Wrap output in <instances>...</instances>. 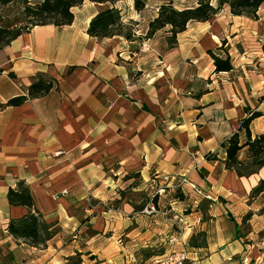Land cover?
<instances>
[{
  "label": "crops",
  "instance_id": "obj_1",
  "mask_svg": "<svg viewBox=\"0 0 264 264\" xmlns=\"http://www.w3.org/2000/svg\"><path fill=\"white\" fill-rule=\"evenodd\" d=\"M122 1L125 19L138 22L132 40L90 36L104 5L85 0L71 24L34 26L0 48V104L26 95L39 74L58 86L0 108V247L22 250V264H68L77 254L82 264H152L172 244L188 251L185 264H264L256 251L264 191L253 192L264 167L238 176L219 148L246 107L264 110V16L224 7V15L189 22L170 45L168 28L144 38L157 8L146 14L147 3L132 17ZM210 50L228 52L233 69L215 72ZM251 130L264 133V115ZM214 151L219 160H207ZM164 176H186L212 199L172 183L156 195ZM19 182L56 230L46 247L7 231L30 211L8 201ZM150 202L155 211L144 213Z\"/></svg>",
  "mask_w": 264,
  "mask_h": 264
},
{
  "label": "trees",
  "instance_id": "obj_2",
  "mask_svg": "<svg viewBox=\"0 0 264 264\" xmlns=\"http://www.w3.org/2000/svg\"><path fill=\"white\" fill-rule=\"evenodd\" d=\"M16 1L0 0V11L3 6ZM21 1L23 16L29 24L26 26H20L17 23H15L16 26L9 23L2 24L0 19V48L10 44L11 41L34 26L52 24L62 27L71 24L74 20L73 9L85 0ZM89 1L104 5L90 21L87 30L90 36L100 38L120 36L126 40H132L136 37L135 22L131 19L127 21L122 9L117 6L122 0ZM163 1L157 7V15L149 22L144 38H151L159 30L168 28L170 45L176 41L177 34L187 28L189 22L209 21L224 7H228L234 16H244L255 20L259 17L260 8L264 6V0H194L191 5L179 9L175 7L172 1ZM146 5V0H134L137 11H142ZM223 45L219 49H223ZM262 50L264 52V45ZM209 54L214 61L215 72H228L233 69L228 52H225V56H219L210 50ZM57 87L55 78L39 74L27 88L26 95L11 98L5 104H0V108L21 105L26 100L44 96ZM259 100L263 101L264 95ZM245 112L246 116L240 120L237 131L224 138L219 147L225 153L222 160L225 168L236 172L241 177L250 176L264 167V133L253 134L251 130L252 122L264 115V112L249 106L245 108ZM243 150H247V161L242 159ZM218 155V151L209 152L205 158L211 161L219 160ZM262 191H264V179L260 181L253 192ZM7 198L10 204L25 206L30 210L24 216L9 221L8 233L30 246L46 247L47 241L53 237L56 230L44 221L42 213L35 206L34 198L28 186L24 182H19L16 188L8 190ZM76 256L81 261L80 254Z\"/></svg>",
  "mask_w": 264,
  "mask_h": 264
},
{
  "label": "rangeland",
  "instance_id": "obj_3",
  "mask_svg": "<svg viewBox=\"0 0 264 264\" xmlns=\"http://www.w3.org/2000/svg\"><path fill=\"white\" fill-rule=\"evenodd\" d=\"M146 1L148 3V9H147L146 14L150 15V13L153 10H155V8H157L159 6V3L163 0H146ZM168 1H172L173 4L175 5V7L179 8V9L191 5V3L193 2V0H164L163 2H168ZM120 6L125 9V13L128 16L135 17L136 13H138L137 9L134 6V0H123L120 3ZM226 10L229 11L227 7L225 8V11ZM22 12H23V8H22V1L21 0H17L14 3L3 6L1 8V11H0L1 23L2 24H8L9 23V24H13V25H15V23H17L20 26L28 25L29 23L24 18ZM220 13L222 15H224V11L221 10ZM258 15L260 17L264 16V6H262L260 8ZM128 20H130V19H127V21ZM131 20H133L135 22L134 29H136V30L139 29L137 27L138 22L136 20H134L133 18ZM140 28L141 29L143 28L142 23H140ZM143 32H144V29H143ZM229 41H230V39L226 38L224 41H222V43L224 45H226V42H229ZM226 48H228V46ZM226 48H224L223 50L226 51ZM216 52L222 54V52H220V51H216ZM262 108L264 109V105H262ZM262 111L264 112V110H262ZM252 127H253V125H252ZM246 155H247V150H243L241 153V156H242V159L244 161H247ZM259 205H260L259 214H261L262 218H258V220H259V223L261 225H264V196H262V200H261ZM249 217H251V215ZM258 220L256 222H258ZM254 225H255V223H254ZM250 228H251V223L246 222L242 225V227L238 231L241 233V235L243 237H245L246 231L250 230ZM262 233H264V232L262 231L259 235L261 236ZM199 241L201 242L202 240L199 238ZM245 241L249 242V240H245ZM254 242L258 243V240L255 239ZM11 246H13V245H8V246L4 245L3 247H0V264H22V258H21L22 257V250L19 249V251L17 253L13 249H10ZM256 251H264V246H261L260 250H259V248H256ZM263 259H264V257H263ZM68 264H82V259L80 261L78 259V256H73L69 259Z\"/></svg>",
  "mask_w": 264,
  "mask_h": 264
},
{
  "label": "built area",
  "instance_id": "obj_4",
  "mask_svg": "<svg viewBox=\"0 0 264 264\" xmlns=\"http://www.w3.org/2000/svg\"><path fill=\"white\" fill-rule=\"evenodd\" d=\"M163 185H158L155 190L156 195H162L166 192L167 184L172 183L176 188H180L182 185H188L194 192L199 195H203L205 198L212 199V196L201 188H199L195 183L190 181L186 176L180 177H169L164 176ZM155 211V206L153 203L150 204L143 209L144 213H151ZM176 239H173L175 241ZM188 260V251L183 247H178L175 244H172V247L167 250L163 255L156 257L152 264H185ZM248 259H244L247 263Z\"/></svg>",
  "mask_w": 264,
  "mask_h": 264
}]
</instances>
